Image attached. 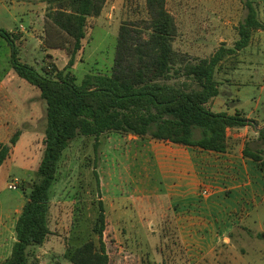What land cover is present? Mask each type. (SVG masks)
<instances>
[{"label":"rangeland","instance_id":"rangeland-1","mask_svg":"<svg viewBox=\"0 0 264 264\" xmlns=\"http://www.w3.org/2000/svg\"><path fill=\"white\" fill-rule=\"evenodd\" d=\"M252 1L264 22V0ZM166 6L178 27L174 48L191 62L211 57L222 46L233 47L239 39L238 27L247 14L244 0H167ZM51 7L50 0H0V29L12 34L11 31L19 32L20 26L24 27L23 44L14 36L11 40L21 62L39 72L42 65L52 62L59 71L73 73L79 84L90 73L110 75L115 66L121 25H128L147 37L145 0H108L102 14L89 19L83 47L70 66L74 41L61 35L47 19ZM134 35L139 39V34ZM49 39L56 44L63 42L65 49L48 47ZM10 49L9 41L0 36V83H4L0 89V118L4 127H0V143H8L18 130L13 125L10 99H4L3 94H18L20 102L29 98L37 116L26 121L34 128L25 125L20 130L19 142L15 146L9 144L11 154L0 167V262L11 255L17 219L37 180L47 124L46 103L39 89L14 72L8 58ZM216 78L222 95L236 99L238 108L250 112L258 104L259 111L264 112V31L255 32L245 50L227 58ZM181 81L184 78L169 83ZM149 140L111 132L98 139L80 137L72 142L63 155L51 192V234L35 250L39 264H73L68 253L87 241H97L93 228L99 201L107 204L109 214L104 241L111 264H164L165 259L169 260L167 264H183L175 263L171 256H186L184 248L177 243L172 248L162 245L163 239L176 241V233L169 227L168 234L162 236L157 220L149 216V207L142 206L145 202L139 205L140 216L146 219L145 227L139 216H127L116 202L121 197L140 200L158 194ZM13 183L17 184L16 190L8 188ZM132 226L137 231H131ZM244 226L251 231L243 235L234 231L232 239H255L259 245L248 246L242 260L228 264H264V205L236 229Z\"/></svg>","mask_w":264,"mask_h":264},{"label":"trees","instance_id":"trees-1","mask_svg":"<svg viewBox=\"0 0 264 264\" xmlns=\"http://www.w3.org/2000/svg\"><path fill=\"white\" fill-rule=\"evenodd\" d=\"M107 1L50 0L53 7L46 15L47 19L61 35L74 41L70 66L83 47L89 19L98 18ZM166 4L167 0H145L147 37L128 25H121L113 73H90L80 84L73 73L59 71L52 62L42 65L41 72L32 65L22 63L11 40L14 35L0 29V36L9 41L12 49L14 72L39 89L47 114L37 180L33 182L17 219L16 241L11 255L0 264H39L35 250L51 234V192L63 155L77 138L98 139L115 132L223 153L228 147L227 130L250 123L239 113L213 112L211 103L221 94L216 74L224 61L245 50L255 32L264 31V22L259 18L255 3L244 0L247 14L238 27L239 39L234 46H222L211 57L198 62H191L175 50L173 40L178 27ZM134 33L139 34V39H135ZM48 41L50 48L65 49L63 42L56 44L50 39ZM175 78H184V81L169 83ZM20 136L18 131L8 143H0V167L11 154L9 144L15 146ZM260 139L264 143V128ZM245 154L259 161L264 169L261 155L247 151ZM157 198L150 196L137 200L126 197L118 198L116 202L125 210L124 214L127 212V216H139L144 227L146 219L140 216L139 205L145 202L142 206L149 207V216L157 220L162 236L168 234L169 227L176 233V241H162L164 248H172L180 238L167 212L169 208L161 205L162 201ZM98 207L93 228L97 241H87L68 253V260L73 264H111L104 241L109 218L107 204L99 201ZM131 231H137V228L132 226ZM166 261L169 262L165 259L164 264H167Z\"/></svg>","mask_w":264,"mask_h":264},{"label":"crops","instance_id":"crops-1","mask_svg":"<svg viewBox=\"0 0 264 264\" xmlns=\"http://www.w3.org/2000/svg\"><path fill=\"white\" fill-rule=\"evenodd\" d=\"M23 29L20 26L19 32L11 31L20 44L26 39ZM11 56L12 49L8 51L10 62ZM3 84L0 83V89ZM220 91L221 94L211 103L212 111L229 115L239 113L250 122L244 127L227 130L226 152L156 140L148 143L155 160L154 179L158 194L154 196L162 201L161 205L169 208L167 212L180 238L177 246L186 251L182 258L171 256L175 263L228 264L242 260L248 246L259 245L255 239H232V236L234 231L241 235L250 232L248 226L240 230L236 227L264 205V169L259 161L245 154L247 151L264 159V143L260 139L264 112L259 111L258 104L250 112H245L238 108L237 100L232 96L222 95L221 86ZM10 94H3V98L10 99V113L14 115L13 125L18 132L25 125L30 126L26 121L29 117L33 121L37 112L29 98L20 102L18 94ZM1 121L0 118V127L4 128ZM30 127L34 128V125ZM205 186L212 189L209 196L201 195Z\"/></svg>","mask_w":264,"mask_h":264},{"label":"built area","instance_id":"built-area-1","mask_svg":"<svg viewBox=\"0 0 264 264\" xmlns=\"http://www.w3.org/2000/svg\"><path fill=\"white\" fill-rule=\"evenodd\" d=\"M11 190H16L17 189V184L13 183L11 185H9L8 187ZM212 193V189L208 186H205L201 189V195L202 196H209Z\"/></svg>","mask_w":264,"mask_h":264}]
</instances>
